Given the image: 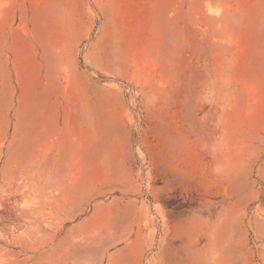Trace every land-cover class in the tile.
I'll use <instances>...</instances> for the list:
<instances>
[{"label": "rangeland", "instance_id": "374dc122", "mask_svg": "<svg viewBox=\"0 0 264 264\" xmlns=\"http://www.w3.org/2000/svg\"><path fill=\"white\" fill-rule=\"evenodd\" d=\"M0 264H264V0H0Z\"/></svg>", "mask_w": 264, "mask_h": 264}]
</instances>
